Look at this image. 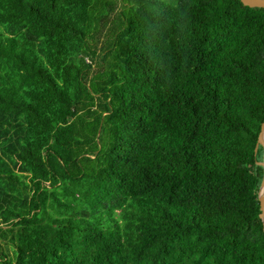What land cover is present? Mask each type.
Returning a JSON list of instances; mask_svg holds the SVG:
<instances>
[{"label":"trees","instance_id":"obj_1","mask_svg":"<svg viewBox=\"0 0 264 264\" xmlns=\"http://www.w3.org/2000/svg\"><path fill=\"white\" fill-rule=\"evenodd\" d=\"M263 120L262 8L0 0V264H264Z\"/></svg>","mask_w":264,"mask_h":264},{"label":"water","instance_id":"obj_2","mask_svg":"<svg viewBox=\"0 0 264 264\" xmlns=\"http://www.w3.org/2000/svg\"><path fill=\"white\" fill-rule=\"evenodd\" d=\"M241 5L246 7H256L264 9V0H238ZM264 120L260 124L259 132L257 134L256 142L254 145V151L257 150V147L261 148V159L256 161V164L261 167V178L257 191V202H258V218L261 224V230L264 233Z\"/></svg>","mask_w":264,"mask_h":264},{"label":"rangeland","instance_id":"obj_3","mask_svg":"<svg viewBox=\"0 0 264 264\" xmlns=\"http://www.w3.org/2000/svg\"><path fill=\"white\" fill-rule=\"evenodd\" d=\"M8 251V254H10V251L9 250H7Z\"/></svg>","mask_w":264,"mask_h":264},{"label":"bare ground","instance_id":"obj_4","mask_svg":"<svg viewBox=\"0 0 264 264\" xmlns=\"http://www.w3.org/2000/svg\"><path fill=\"white\" fill-rule=\"evenodd\" d=\"M263 138H264V133H263Z\"/></svg>","mask_w":264,"mask_h":264}]
</instances>
